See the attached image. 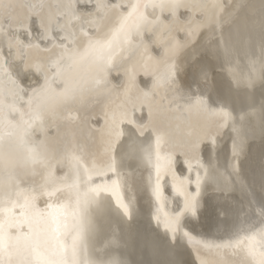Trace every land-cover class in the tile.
I'll return each instance as SVG.
<instances>
[{"label":"bare ground","instance_id":"1","mask_svg":"<svg viewBox=\"0 0 264 264\" xmlns=\"http://www.w3.org/2000/svg\"><path fill=\"white\" fill-rule=\"evenodd\" d=\"M147 1L166 16L143 20L139 11L126 18L120 30L134 35L128 44L104 31L108 12L97 0H32L37 27L27 25L20 0H0V264H156L149 253L109 241L97 219L105 211L109 223V204L124 220L139 213L153 221L182 249L175 264H264V4ZM54 12L61 15L62 41L53 33L48 39ZM237 18L252 38L227 43L226 29ZM73 34L83 47L64 58L79 67L87 45L88 66L78 69L96 80L55 97L58 89L47 86L51 61L65 60L57 46ZM105 53L114 58L113 80L125 83L120 95L111 85L94 87L95 61ZM61 111L67 116L57 119ZM134 132L140 145L128 139ZM234 143L241 147L240 181L230 167ZM178 155L195 162L194 189L179 208L166 177L158 183L166 170L179 188L190 182L188 172L175 168ZM193 196L195 214L186 207ZM27 201L36 206L30 213L43 218L39 244L19 231ZM241 239L242 249L216 247Z\"/></svg>","mask_w":264,"mask_h":264},{"label":"water","instance_id":"2","mask_svg":"<svg viewBox=\"0 0 264 264\" xmlns=\"http://www.w3.org/2000/svg\"><path fill=\"white\" fill-rule=\"evenodd\" d=\"M122 2H128L131 4V8L128 9L127 11L130 12V15H128L127 17H124L123 15H119L118 19H116L115 21H113L110 26H108L105 29V24L107 21H105L104 24V31H106L107 33H109V36L111 35L110 39H114L115 41H118L120 38V41L124 43H128L131 44L134 41V35H128L125 33H122V31L120 30V26L121 23L126 19V18H130L131 16H133L134 14L138 13L139 11L142 12V16H143V20H153L155 18L158 17H162L163 15L166 16V14L161 13V12H157V14H154V10H152L151 8L148 7L147 5V0H122ZM32 0H20V4L23 6V8L26 10L27 12V16H26V23L29 26L32 27H37V19L34 13V9H33V4H32ZM79 4V3H78ZM182 11H177L176 15H180L182 14ZM6 16V15H5ZM4 16V17H5ZM8 18H5L4 21H8ZM81 23H84V21L82 20ZM86 23V22H85ZM62 23H61V15L58 12H54L53 16L51 15L48 22H47V33H48V39L50 41H52V35H55V38L59 41L64 40V37L62 36ZM118 29V31H117ZM112 31V34H111ZM53 33V34H52ZM115 33V36L113 38V34ZM71 34V32H69V35ZM66 42V41H65ZM69 46L68 43L64 44L61 43L60 47L66 48L67 46ZM86 49H88L87 51H83V53H85V55H81V56H85L86 57V61L84 60H80L83 57L77 58L76 60H80L82 61V65L80 64L79 67L73 68L72 65H68L67 64V59L64 58L65 54L62 55V58L65 60H61V59H56V60H52L51 64H52V70L54 71L52 75H50V79H48V92H51V88L53 90L58 89V93L56 95H54L55 97H58L59 93H62V96L65 94V92H68L67 95H72L74 94L77 90L78 87L83 86L84 88L86 86H93L91 79H95L92 75L90 74H84L81 70H79L80 68H87L89 61L87 60L88 54L86 52H89L90 48H87V45L85 47ZM109 50V48L107 49ZM95 51V49H94ZM147 56H150V54L145 53ZM101 58L97 59L95 61V63L98 66V81L94 87L98 88L100 86H106V85H111L112 86V90L113 92L117 93L120 95L121 93V89L120 87L125 85V83H123V81L121 80V82L116 83L113 80L114 74H113V70L115 68V62H114V58H108L106 57L107 54H103V56L100 54ZM59 57V56H58ZM69 57V56H68ZM67 57V58H68ZM53 62H57V64H53ZM98 62L100 63L101 66H99ZM60 63V66L58 67V64ZM71 63V62H69ZM86 64V65H83ZM70 66V67H69ZM57 67L58 69H60L61 67V71H57ZM79 68V69H78ZM89 69V68H88ZM74 75L78 76V80H76L74 77ZM116 79V78H114ZM119 79V78H118ZM145 79H147V81H151L152 77L151 76H147ZM151 79V80H150ZM74 80L77 81V84L74 82ZM96 80V79H95ZM80 81V82H79ZM51 83V84H50ZM55 92V91H54ZM115 97H117L116 95H114ZM143 100H144V106L146 107V99L143 96ZM122 107V106H121ZM61 115H65V117L67 116L65 114L64 111H61L60 114L56 117L57 119H59L61 117ZM64 118V117H62ZM94 119V118H93ZM65 120V119H64ZM72 121L75 122V120L72 118ZM64 122V121H63ZM66 122V121H65ZM89 128V127H88ZM88 131V136H90L91 131L90 128ZM132 136H130L128 139L129 141H131V145H137L139 143V145L141 144V136L137 133L134 132L133 134H131ZM126 137V136H125ZM128 143V142H127ZM118 144V142H117ZM122 144V141L120 142L119 145ZM80 147V151L82 154L85 155V150L84 147H82V144L79 143ZM115 146L118 150L120 149V146ZM75 147V145H74ZM113 150L111 148L110 151H108V153H112ZM71 162L76 164V163H80L79 160L75 161V159H73L72 157H70ZM109 158V157H108ZM148 158V156H147ZM175 163V168H181L184 172H188L189 175L191 176V180L190 182H186L185 183V188H179L175 182L173 181V178L171 176V173H169L167 170L166 171H162V176L159 177V186H160V182L162 180H165L166 177V185L168 188H170V192L173 195L178 207H181L185 202H187V193L188 191H190V189H194V185H193V170L195 167V162L193 160H188L186 161L185 159L181 158L180 155L177 156V158H175L174 160ZM82 164V163H81ZM157 179V178H156ZM225 193V191H223V194ZM213 194L218 195L219 192L216 189H213ZM217 198L215 197V200ZM22 210L24 211L23 215H25L24 218H22L21 222L19 223V231L20 233L23 234L24 239L27 241V239H30V237H32L34 240V242L36 244H39L38 240L39 238L43 239L45 236L43 235L45 232V230H43V232H41V225H42V216L41 213L39 212H35L33 214L30 213V211H32L33 209H35L34 207L35 204L34 202L31 201H27L22 205ZM113 205L109 204L108 205V211L112 210L111 215L109 217V223L105 222L103 219V217L107 216V214L105 211L100 212L98 215H101V217L97 216L98 222L100 224L103 225V229L104 231H106V233L108 234V238L109 241L114 242L115 245L117 244H121L120 240L122 241V243H124V245L127 246V250L128 252L132 253L136 250H140L143 251L145 253H149L147 254L149 256L150 259L154 260L156 264H175V259L177 256V253H182V249H176V247L174 245H172L170 237L168 235L164 236L162 235V233H160V231L157 230V226L153 223V221H147V218H145L144 215L139 214V213H135L134 215H130V219L128 220H124L123 216L121 215H116L113 214L114 209ZM261 226V225H260ZM258 226H256L255 228H252V230L249 231V233L251 232H255L257 231ZM157 230V231H155ZM262 230H260L261 232ZM246 234V233H243ZM242 236V232L241 234H239L240 237ZM247 236V235H246ZM233 238V236H231ZM235 237V236H234ZM120 239V240H119ZM114 240V241H113Z\"/></svg>","mask_w":264,"mask_h":264},{"label":"clouds","instance_id":"3","mask_svg":"<svg viewBox=\"0 0 264 264\" xmlns=\"http://www.w3.org/2000/svg\"><path fill=\"white\" fill-rule=\"evenodd\" d=\"M121 3L122 0H114L113 3H109L108 0H97L98 8H103L105 11L110 13V17L105 24V29L110 26L113 21L118 19L120 12L122 11V9L119 7ZM261 3L264 4V0H261ZM242 25L243 21L240 18H237L234 25L226 29L225 42L233 44L249 42L252 37L248 33L241 31ZM101 35H103V30L101 31ZM65 39L67 40L68 44H71L72 48L60 49L59 46H57V56H62L66 52H70L72 49H79L83 47V41L79 40L75 34H73L71 37L66 36ZM259 191L261 197L260 206L264 207V186H261Z\"/></svg>","mask_w":264,"mask_h":264},{"label":"snow or ice","instance_id":"4","mask_svg":"<svg viewBox=\"0 0 264 264\" xmlns=\"http://www.w3.org/2000/svg\"><path fill=\"white\" fill-rule=\"evenodd\" d=\"M119 7L122 9V11L120 12V15H123L124 17H127L128 15H130V12H128L127 10L131 8V4L128 2H122ZM110 17V13H108V17H106V19H108ZM98 31H102V29H98ZM118 31V29H117ZM115 36V33L113 34V38ZM240 152H241V147L238 144H233L232 145V149H231V155H232V161L230 164L231 167V171L234 173V175L236 176L237 180L240 181V171H241V159H240ZM230 179V178H229ZM197 188H199V181H197ZM195 200L196 197L193 196L191 198V200L188 202V204L186 205L187 209L189 211H191L193 214H195ZM197 243H200L199 241H197ZM209 245H205V247H208ZM244 246V241L241 240H237L234 243L233 242H224L222 244L217 245V248L220 249H242ZM232 254H235L234 252ZM221 264H235L234 261H227V260H222ZM240 264H245L244 261H241Z\"/></svg>","mask_w":264,"mask_h":264}]
</instances>
